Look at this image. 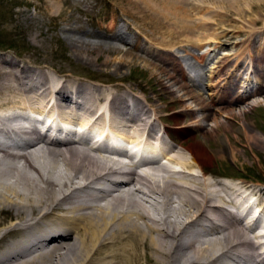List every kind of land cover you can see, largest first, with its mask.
<instances>
[{
  "label": "bare ground",
  "instance_id": "6f19581e",
  "mask_svg": "<svg viewBox=\"0 0 264 264\" xmlns=\"http://www.w3.org/2000/svg\"><path fill=\"white\" fill-rule=\"evenodd\" d=\"M205 2L118 0L126 18L138 25L115 22L107 25L106 32L83 31L99 36L101 42L77 39L81 31L68 29L67 38L79 56L98 61L106 53L101 62L106 65L113 62V52L124 51L110 39L132 46L127 33L136 39L141 32L154 38L148 46H134L157 56L162 65L127 51L117 60V68L147 61L162 89L180 106L173 110L176 130L148 98L125 85L79 80L60 69L52 74L0 56V264H264V240L256 239L264 237L260 230L264 201L260 200L259 215H254L258 206L249 204L248 197L262 198L261 187L244 181L223 183L219 171L212 170L216 160H241L228 133L231 119L247 115L259 100L238 111L235 107L264 93V44L256 46V41L264 42V34L251 33V40L244 39L239 50L219 56L209 71L220 77L208 81L212 90L204 98L196 89L204 86L200 79L208 76L207 71L191 74L192 64L188 69L178 65L180 55L174 50L186 49L187 44L205 47L197 58L204 64L221 48L215 44L207 49L209 42L191 35L198 25L194 11L213 7ZM217 2L229 19L264 4V0ZM203 19L199 26L205 24ZM229 32L235 33L225 30L223 35ZM254 45L258 53L250 50ZM241 71L247 72L243 80L238 78ZM179 74L192 82H183ZM217 102L223 105L214 110ZM196 109L207 113L199 118ZM63 121L71 130L64 129ZM77 127L82 134L74 136ZM238 129L251 146L261 142L248 125ZM171 133L186 136L180 148ZM99 134L102 143L89 145V139ZM111 137L140 144L147 153L142 170L126 169L120 160L126 149L108 145ZM189 138L194 142L185 144ZM110 150H118V156ZM152 151L168 163L150 156ZM230 204L235 211L227 208Z\"/></svg>",
  "mask_w": 264,
  "mask_h": 264
},
{
  "label": "rangeland",
  "instance_id": "374dc122",
  "mask_svg": "<svg viewBox=\"0 0 264 264\" xmlns=\"http://www.w3.org/2000/svg\"><path fill=\"white\" fill-rule=\"evenodd\" d=\"M217 1L218 0H206L205 4L210 7L213 6V9L211 8L210 11L204 10L203 8L195 10L196 13L194 11V16L192 17L194 18L198 13L195 19L198 25H196V30L193 31L191 35L198 36L207 43L209 42L210 45L207 49H211L215 44H217L218 47L220 45L221 48L213 52V55L207 60L208 62L204 64L200 63L197 58L201 56L202 53L206 52L205 47L198 48L187 44L185 47L187 50L183 47L182 49L176 47V50H174L175 53L180 55V62L177 61L178 65H182V67H187L186 69H188V65L192 64V68H195H193L194 70L192 68L188 69L191 74L195 75L197 72V74L203 75L204 72L207 71L208 76L206 74L200 79L204 85L202 86L203 88L199 87V89H196L197 93L203 95V97L205 96L204 98H209V93L212 90L210 82L212 80L216 81L220 77V75L213 77V75H210L209 71L218 61L219 56L225 55L224 53H230L234 48L239 50V48L243 47L241 45L243 40H251V35L253 33L254 35L264 34V4H262L260 8L253 6L242 13L239 12L240 14H231L233 18L230 17L231 19H229V17L226 18L227 13L224 12L225 10L219 6ZM214 8L216 10H214ZM218 8H220L221 11L218 10ZM201 17L204 18L203 21L205 22L203 26H199ZM115 22L120 24L123 22L130 23L132 27L138 25L136 22L134 23L129 18H126L122 8L118 6V0H64L61 1V3L59 2V4L53 3L52 0H0V56L13 57L19 61L23 60L35 68L43 67L52 74L55 73V69H60L72 73L73 78L79 80L82 79L105 86L117 83L119 85H125L142 98H148L152 104H154L153 107L158 110L161 117L163 116L164 121L170 126V129L173 130V128H175L174 130H176L177 123L173 117V110H178L180 106L174 101H171L169 97L170 92L168 93V91L166 92V90L162 89V85L159 84L156 74L152 73V67L148 64L146 65V62L148 61L150 63L151 60V63L154 62L160 65H162V62H160L157 56L152 54H149V56L145 52L136 49L134 46V44H141L143 48L145 45H150L149 43L155 40L154 38L148 36L149 34L145 32H141L140 39H136L134 36L130 35V33H127L129 34L128 37L131 39L132 46L128 43L120 42L117 38L116 40L110 39V42L114 45H119L124 51L117 53L113 52L111 57L114 60L108 65L101 63L104 58H106V53H102L98 61H96L94 56H79L78 52L74 51L72 48L73 43L69 42L67 38L69 35L68 29L75 27L81 31V33L75 35V37H78L77 39L85 37L88 41L101 42L102 40L98 38L99 36L95 35L93 37L89 34L86 36L83 31L106 32L108 31L107 25ZM136 30L137 29H135V31ZM225 30H234L235 33L229 32V34L224 36L223 33ZM93 32V35L96 34V32ZM230 34L232 35L230 36ZM185 37L186 35L180 36L182 39H185ZM138 40H141V42H138ZM178 40L179 38L176 39V41ZM215 41L219 43H215ZM261 41H256V46L263 45L264 42ZM177 44H180V42ZM208 44L206 46H208ZM164 46L165 45L162 47L170 49ZM251 47L250 50L252 49V52L258 53L257 50L259 49H257L255 45ZM127 51L133 53V56L139 54L144 57V59L146 58L147 61L134 60L131 61L129 65L123 64L120 69L117 68L119 66L116 63L117 60L122 57L124 58V53ZM187 51H189L190 54L187 53ZM127 57L129 60L132 59L131 55ZM213 61L215 62L213 63ZM243 68L245 69L244 66ZM242 74L243 75L238 78L242 79L243 76H246L247 72H243ZM179 77L183 82H192L191 78L184 79L181 74H179ZM172 88H174V86H172ZM162 96L165 97L164 101L161 99ZM258 100L259 103L257 106L249 110L247 115H238L234 117V119H231L233 127L228 134L232 145H234L235 151L240 155V162L233 161L230 158L223 161L216 160L212 170L216 173L219 171L218 174H220V180L223 183L236 184L240 182L243 183L244 181V183L248 184L253 183L254 186L258 185L259 188L261 187L259 193L261 194L262 201H264V93L254 95L253 97L251 96L247 99L246 103L239 104L240 106L237 105L235 109L238 111L240 110L239 108L246 107L248 102L256 103ZM189 102L194 105L191 99H189ZM220 105L223 104L217 102L215 106L213 105L214 110ZM195 107L199 108L198 106ZM200 110L196 109V114L199 115V118L207 113L204 110ZM217 115L220 119H224L220 113H217ZM209 123L212 122L210 121ZM158 124H161V121H158ZM243 124L248 125L252 133L260 137L261 142L259 144L251 146L248 143L246 138H244V133L238 129L240 125ZM171 134L174 139L176 138L174 145L180 148L179 144L184 141L186 136L182 138L179 135L175 137L173 133ZM188 142L193 143L194 139L189 138L185 144ZM171 167L173 168V166ZM176 167L177 166H174V168ZM221 173L228 174V177L223 176ZM162 174H164V172ZM255 206H257V204ZM255 210L257 211V209ZM260 217L264 220V213H262ZM261 228L263 229L260 230L264 231V227L261 226ZM256 239L264 240V237Z\"/></svg>",
  "mask_w": 264,
  "mask_h": 264
}]
</instances>
